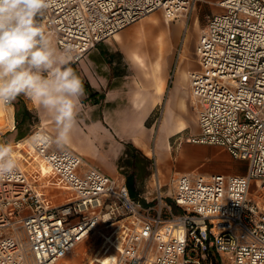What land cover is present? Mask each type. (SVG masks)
I'll return each mask as SVG.
<instances>
[{
	"label": "built area",
	"instance_id": "obj_1",
	"mask_svg": "<svg viewBox=\"0 0 264 264\" xmlns=\"http://www.w3.org/2000/svg\"><path fill=\"white\" fill-rule=\"evenodd\" d=\"M193 1L51 0L36 19L79 62L142 17L160 10L173 21ZM216 4L196 42L199 67L189 73L199 131L188 140L224 147L247 162L245 173L174 172L164 180L156 167L152 192L135 197L125 179L39 126L14 149L15 174L0 181V264H56L97 232L104 252L115 249L114 264H200L211 250L229 264H264V205L249 197L253 180L264 191V0ZM52 179L66 189L62 203L44 189Z\"/></svg>",
	"mask_w": 264,
	"mask_h": 264
},
{
	"label": "rangeland",
	"instance_id": "obj_2",
	"mask_svg": "<svg viewBox=\"0 0 264 264\" xmlns=\"http://www.w3.org/2000/svg\"><path fill=\"white\" fill-rule=\"evenodd\" d=\"M219 9L215 0H194L188 12L184 14L187 19L186 22L181 20L166 22L162 11L157 10L127 26L129 29L134 27L135 29L139 27V29L131 32L126 38L144 41L152 40L153 42L151 52L134 53L136 60L143 66L146 63L149 67L146 71H152L157 75L164 60L169 57L170 67L167 90L173 84L166 106L163 103L161 109L153 112V115L146 123L148 127H152V132L148 137L149 148L143 150L129 147L127 148V154L124 155L120 162L121 170L124 172L125 177L130 175L135 178L137 184L139 183L140 186L144 187L146 192H152L153 190L151 175L156 167L163 179L166 180L171 174L179 171V164L183 155H201L206 150L207 154L211 153V151L217 154V157L213 158L216 161L221 160V167L227 163L232 164L234 168H232L230 174H241L246 171L247 162L243 159L233 158L224 147L208 144H203L204 147H197L195 143L187 141L188 138L199 131L196 119V105L190 91L188 72L190 73L199 67L195 53L196 42L201 30L206 25L207 17L212 13H216ZM44 33L45 35L48 34L45 31ZM46 36L50 39L52 45L60 51L53 37L51 35ZM114 38L119 43L124 40V37H120L118 33ZM162 40L169 44V52L162 51ZM182 49L184 56L180 60L183 54ZM145 56H148L147 62H145ZM70 63L72 62L70 61ZM163 85V81L158 82L157 89L162 90ZM25 100L24 96H19L12 104L4 108L1 107L4 112L9 107L13 109L15 106L16 108L14 127H12L13 124L10 122L7 124V121H5L2 124L0 121V143H10L15 150H17L15 145L17 141L28 138L40 126L37 124L38 117L36 113L25 110ZM181 101H183V104ZM126 128L132 133H137L142 129L141 125L136 121L128 123ZM135 140L140 144V139L136 137ZM185 142L189 143V145H184ZM25 148H28L27 144H25ZM205 164H209V161ZM196 167L192 172L203 173L204 164ZM213 173L224 172L215 170ZM53 181L54 179L44 189L53 195V202L59 204L66 199V189L57 184H52ZM258 184L257 180L252 181L249 197L264 205V191L258 189ZM152 196L149 195V197ZM102 231L106 233L105 229ZM104 243L105 239L98 232L94 233L81 241L67 256L60 259L56 264H80L85 260L87 261L97 249L103 248ZM115 252L114 248H110L108 253ZM207 257L208 261L205 262V259H201L200 264H229L224 256H220L212 250Z\"/></svg>",
	"mask_w": 264,
	"mask_h": 264
},
{
	"label": "crops",
	"instance_id": "obj_3",
	"mask_svg": "<svg viewBox=\"0 0 264 264\" xmlns=\"http://www.w3.org/2000/svg\"><path fill=\"white\" fill-rule=\"evenodd\" d=\"M215 1L217 3L219 0ZM136 29L135 27L129 29L127 26L122 28L117 32L120 37H124L122 43H119L113 35L91 49L79 62L67 65L75 69L82 81L87 82L92 91L97 94L91 96L90 92L85 90V96L80 98L77 105L76 125L66 144L81 154L87 162L97 166L109 176L125 179L133 196L139 197V195H148L150 191L146 192L144 187L137 184V180L130 175L125 177L120 162L127 154L128 145L143 150L149 148L148 137L152 127H148L146 123L153 112L161 109L163 103L166 106L173 84L167 90L169 57L164 60L157 75L152 71H146L149 69L146 63L143 66L136 60L135 52H151L153 47L152 40L126 38ZM161 45L162 51L169 52V44L163 41ZM147 59L148 56H145V62ZM160 81L164 84L162 90L157 89V83ZM95 98L99 100L96 101ZM181 103L183 104V101ZM24 107L26 111L35 112L38 117L37 124L56 139L57 127L54 119L28 99L25 100ZM15 111V106L13 109L9 107L7 111H3L1 123L7 121V124L10 122L14 127ZM134 121L138 122L142 128L137 133H132L126 128L128 123ZM136 137L140 139V144L136 142ZM203 144L195 143V146L204 147ZM184 145L189 143L185 142ZM213 157H217V154L212 151L207 154V150L201 155H183L179 171L176 172H192L197 168L196 166L204 164L203 173L219 170L230 174L234 168L232 164L227 163L221 167V160L216 161ZM208 161L209 164H205ZM99 251L100 249H97L87 261L80 264H97L93 262V259L95 255L100 254Z\"/></svg>",
	"mask_w": 264,
	"mask_h": 264
},
{
	"label": "clouds",
	"instance_id": "obj_4",
	"mask_svg": "<svg viewBox=\"0 0 264 264\" xmlns=\"http://www.w3.org/2000/svg\"><path fill=\"white\" fill-rule=\"evenodd\" d=\"M51 0H0V107L24 96L55 121L56 142L66 144L76 125L84 84L67 65L71 52L58 51L37 21ZM10 143H0V181L18 163Z\"/></svg>",
	"mask_w": 264,
	"mask_h": 264
},
{
	"label": "bare ground",
	"instance_id": "obj_5",
	"mask_svg": "<svg viewBox=\"0 0 264 264\" xmlns=\"http://www.w3.org/2000/svg\"><path fill=\"white\" fill-rule=\"evenodd\" d=\"M166 20V22H169L170 20L168 19V18H166L165 19ZM176 20H181V21H187V19L184 17V14H182L179 18H177ZM185 24V23H184ZM117 34V33H116ZM46 35H49L50 36V34L48 33V34H46ZM115 36V35H114ZM184 40H185V38L183 39V48H184ZM182 56H181V58H180V60L183 58V56H184V51H183V49H182ZM188 76H189V72H188ZM193 97V96H192ZM12 111V110H11ZM2 118H3V110L1 109V107H0V121L2 120ZM25 140H29L30 141V138L28 137V138H24V139H22L21 141H17L16 143H15V145H16V147L17 148H21L22 146H23V142L25 141ZM30 145H32V143L30 142ZM42 168L44 169V170H46V166L43 164L42 165ZM107 237V236H106ZM108 239H110L109 237H107ZM111 240V239H110ZM103 248L101 249L100 248V251H99V253L101 254H97V255H95L94 256V259H93V262H97L98 264H114V253H108L109 252V250L107 251V252H104V249H105V245L104 246H102ZM103 250V251H102ZM92 264H94V263H92Z\"/></svg>",
	"mask_w": 264,
	"mask_h": 264
},
{
	"label": "trees",
	"instance_id": "obj_6",
	"mask_svg": "<svg viewBox=\"0 0 264 264\" xmlns=\"http://www.w3.org/2000/svg\"><path fill=\"white\" fill-rule=\"evenodd\" d=\"M75 72H76V70L75 69H73ZM82 80V79H81ZM83 84H84V89L85 90H87V91H89L90 92V95L91 96H94V95H96L97 93L96 92H94V91H92V89L90 88V86H89V84L87 83V82H84L83 81ZM96 99V98H95ZM99 100V98L98 99H96V101H98ZM20 137H22V136H20ZM129 147H133L132 145H128ZM134 148V147H133ZM134 149H136V148H134ZM137 151V150H136ZM127 153V152H126ZM215 264V263H214Z\"/></svg>",
	"mask_w": 264,
	"mask_h": 264
}]
</instances>
